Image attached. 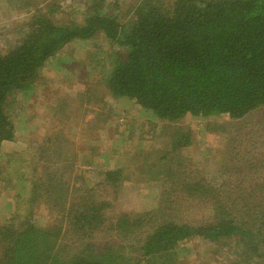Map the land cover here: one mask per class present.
I'll return each mask as SVG.
<instances>
[{"label": "trees", "instance_id": "16d2710c", "mask_svg": "<svg viewBox=\"0 0 264 264\" xmlns=\"http://www.w3.org/2000/svg\"><path fill=\"white\" fill-rule=\"evenodd\" d=\"M62 1L0 0L24 14L0 50V149L16 138L23 95L66 45L100 34L109 46L78 104L56 100L47 131L2 155L0 192L13 212L0 223V264H192L183 255L192 240L211 260L264 264V114L254 118L264 108V0H80V21ZM109 97L148 118L126 161L109 160L92 182L78 167L92 154L80 157L71 122L90 145L118 116ZM186 117L217 138L202 139V159L188 152L197 134ZM150 132L160 144H144ZM130 181L155 189L147 209L121 206Z\"/></svg>", "mask_w": 264, "mask_h": 264}, {"label": "rangeland", "instance_id": "374dc122", "mask_svg": "<svg viewBox=\"0 0 264 264\" xmlns=\"http://www.w3.org/2000/svg\"><path fill=\"white\" fill-rule=\"evenodd\" d=\"M67 3L69 4L67 5ZM62 4H64L65 10H63V14L65 17H67L68 14V17H74L77 21L82 20L83 11L85 9L83 2L80 0H66L62 1ZM1 5L0 3V50L3 49L9 41L14 39V26L19 23L24 16L22 12H18L14 8L10 9ZM71 10H74L76 14H70L69 12ZM95 37L96 38L88 40L76 39L70 42L59 53V58L51 60L47 66L42 69V74L45 76L46 81L33 93H28L26 94L27 96L23 95L22 106L15 108V117L18 122L16 138L2 145L0 149V161L2 160V155L28 147L33 144L32 140H35V138L39 136L41 137V135L47 131L51 124V119L53 118L52 114L54 108H56L59 102L56 100L68 96L74 99L75 102H72V104L77 105L78 102L76 98L78 92L90 85L93 80L98 79V71L106 68L104 66L106 61L102 60L106 56L105 52L108 50L109 46L102 35L98 34ZM85 80L88 82H85ZM108 104L113 107L118 116L98 131L96 136L93 137L90 145L84 144V141V143L81 142V138L79 139L77 136L76 129H78V126L75 124V121L78 120L75 119L71 122L74 133H70L74 135L75 139H78L76 141L78 149L82 148L79 144L84 148V152L80 157H82L83 154H92L91 158H93V165L82 162V164L78 166L80 172L92 182L102 180L103 175L101 171L109 167L106 165L109 160L111 164H114L116 161H126L125 157L127 152L133 148L131 142L135 144L139 140L141 136L140 128L141 125L144 124L142 122H145L148 118V115L143 113L141 106L135 102L128 103L127 101L123 102L109 97ZM262 114H264V108L259 113L256 112L254 118H261ZM91 116L92 114H89L86 118L90 119ZM185 119L187 127L193 129L194 134H197L195 135V142L197 145H192L193 147L189 148L188 152L193 155L195 160L202 159L204 157L203 147L201 146L202 139L206 140L207 144L216 145L218 143L217 138L211 133L209 134L202 131V119H190V117H186ZM216 119V121L226 120L221 117H217ZM132 129L135 130L133 138H136V141H134L133 138L130 139L129 131ZM150 129L151 128H145L146 132L150 131ZM150 133H145L143 137L144 144H160L159 137L154 138V135ZM105 153H107V155L110 154L112 157L106 156L107 158H104L103 155ZM82 159L83 158H81V160ZM137 186V184L131 181L124 185L121 206L125 209L145 210L149 207H147V205L155 199V189H150L141 185ZM10 203V191L8 189H2L0 192V223L4 222L6 215H8L10 211L13 212ZM47 213V210L44 208L39 210L37 216L39 223L45 222L47 218L45 215H47ZM205 244L206 243L202 240H192L187 243L186 250L183 249L185 260L192 264H223L213 258L212 260L211 258H207L206 252H204L206 250Z\"/></svg>", "mask_w": 264, "mask_h": 264}]
</instances>
